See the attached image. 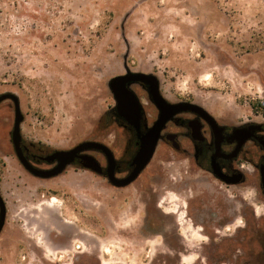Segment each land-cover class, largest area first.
Masks as SVG:
<instances>
[{"label":"rangeland","instance_id":"374dc122","mask_svg":"<svg viewBox=\"0 0 264 264\" xmlns=\"http://www.w3.org/2000/svg\"><path fill=\"white\" fill-rule=\"evenodd\" d=\"M126 69L153 73L165 98H188L218 120L262 119L264 0H0V94L18 97L24 140L47 152L106 141L108 82ZM13 122V102L2 100L0 264H171L163 233L205 240L203 217L217 208L200 192L204 178L190 192L178 171L146 205L80 166L40 178L14 152ZM241 190L242 204L252 193L254 202V188Z\"/></svg>","mask_w":264,"mask_h":264},{"label":"flooded vegetation","instance_id":"af4514ba","mask_svg":"<svg viewBox=\"0 0 264 264\" xmlns=\"http://www.w3.org/2000/svg\"><path fill=\"white\" fill-rule=\"evenodd\" d=\"M129 72L146 73L126 69L119 75ZM128 81V89L139 100V119L131 122L133 117L130 115H119L114 99V105L106 113L112 129L107 131L106 141L96 140L109 148L112 158L109 161L100 149L88 151L101 166V173L90 171L106 180L112 190L127 191L122 197L123 201L132 196L143 205L156 203L162 189L171 186L177 179L175 173L178 171L182 183L189 185L190 192L196 190L197 177L204 178L207 188L200 192L207 205L213 203L217 210L206 211L203 217L204 226L199 228V234L205 240L201 244L188 242L190 239L182 232L174 236L162 234L163 240L172 242L171 264H180L183 257L184 262L188 263L193 254L196 255L194 262L198 264H264V116L257 119L256 114L253 120L227 122L184 105L181 111L170 115L164 122L145 166L129 183L117 186V179L131 175L143 136L161 113L153 101L154 79L129 74ZM165 99L171 103L193 102L188 98L178 101ZM165 110L167 113V107ZM20 146L24 159L33 166L46 169L56 164V161L47 162L43 159L53 150L47 152L41 146L24 140L22 135ZM71 165L83 168L79 158H75ZM183 167L185 173L181 172ZM231 187L232 194L220 195V188L230 191ZM241 187L245 190L249 188L252 192L254 188V202L252 193L250 200L242 204V199L246 197L242 195ZM229 197L230 200L227 199ZM232 200L239 202L237 211L233 210L235 206ZM256 206H260L262 211H255ZM56 216V211H50L49 219ZM190 220L191 228H196L197 225ZM59 228L62 230L61 236L67 233L68 228ZM168 258L161 256L166 264Z\"/></svg>","mask_w":264,"mask_h":264},{"label":"water","instance_id":"95a60500","mask_svg":"<svg viewBox=\"0 0 264 264\" xmlns=\"http://www.w3.org/2000/svg\"><path fill=\"white\" fill-rule=\"evenodd\" d=\"M132 75H141V76H149L150 78L155 80V89L152 90L153 101L160 108L161 113L159 117L156 119L154 124L148 129L147 133L143 136L142 145L139 149L136 158L134 160L136 166L132 171L131 175L127 178L117 179L116 185L123 186L129 183L137 173L145 166L151 157L153 150L155 148V144L157 138L159 136V132L164 124V122L169 118L170 115L181 111L184 105H189L200 111L201 113H205L206 115L213 118L209 112L204 109L202 106L194 103V102H185V103H171L168 102L160 93L157 86V79L153 74L146 73H127L124 75H116L110 78L108 85L115 99V108L119 115L127 116L130 115L133 117L131 122H136L140 116V107L139 100L137 96L127 87L128 76ZM5 99H10L14 105V122L11 130V141L14 148V152L22 164V166L31 174L40 177V178H50L60 174L68 165H71L75 158L80 159V164L83 168L92 170L97 173H101V166L97 162V160L88 153L93 149H100L110 161L111 152L109 148L102 142L96 140H83L71 148L68 149H55L48 153L43 157L47 162L56 161V164L51 168H37L33 166L31 163L26 161L21 152L20 140H21V132H20V124L23 119V115L20 110L19 99L14 93L6 92L0 94V102ZM165 107H167L168 111L166 113ZM170 108V109H169ZM6 218V205L0 193V232L5 223Z\"/></svg>","mask_w":264,"mask_h":264},{"label":"bare ground","instance_id":"6f19581e","mask_svg":"<svg viewBox=\"0 0 264 264\" xmlns=\"http://www.w3.org/2000/svg\"><path fill=\"white\" fill-rule=\"evenodd\" d=\"M53 198H52V201L54 202V201H57V198L56 197H54V196H52ZM53 211H56V210H51V212H53Z\"/></svg>","mask_w":264,"mask_h":264},{"label":"trees","instance_id":"16d2710c","mask_svg":"<svg viewBox=\"0 0 264 264\" xmlns=\"http://www.w3.org/2000/svg\"><path fill=\"white\" fill-rule=\"evenodd\" d=\"M252 105H253V102H252Z\"/></svg>","mask_w":264,"mask_h":264}]
</instances>
